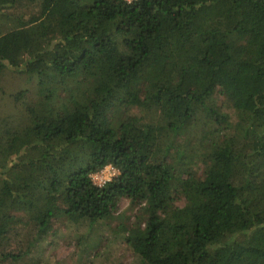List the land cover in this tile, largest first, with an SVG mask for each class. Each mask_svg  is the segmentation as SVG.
I'll use <instances>...</instances> for the list:
<instances>
[{
	"label": "trees",
	"instance_id": "obj_1",
	"mask_svg": "<svg viewBox=\"0 0 264 264\" xmlns=\"http://www.w3.org/2000/svg\"><path fill=\"white\" fill-rule=\"evenodd\" d=\"M196 38L175 80L137 79ZM7 67L36 90L0 136V264H42L53 222L91 229L122 197L137 264H264V0H0Z\"/></svg>",
	"mask_w": 264,
	"mask_h": 264
},
{
	"label": "rangeland",
	"instance_id": "obj_2",
	"mask_svg": "<svg viewBox=\"0 0 264 264\" xmlns=\"http://www.w3.org/2000/svg\"><path fill=\"white\" fill-rule=\"evenodd\" d=\"M213 19L215 18L213 17ZM223 21L224 25L230 23L229 20ZM212 27H214L213 23ZM205 48L206 43L199 38H196L192 45L175 46L172 59L164 62L163 60L154 62L150 59L147 62V67L139 72L137 79L141 80L155 74L154 77L161 80L164 78L166 82L173 81L181 69L183 59L185 57H200ZM185 63L187 66L189 65L191 75H197L198 72L204 71L201 66L198 68L193 61ZM160 70L165 72L163 76V73L159 74ZM20 90H23L25 95L15 104L13 94ZM35 90L34 77L9 67L4 70L0 80V136L7 130H16L21 127L25 116L24 108L20 102L30 99ZM206 102L224 116L232 117L233 99L230 95L222 94L216 90L207 98ZM202 168L201 165L194 166L196 177H203ZM108 169L109 166H106V172L112 173ZM179 205L184 206V203L179 202ZM138 208V206H131L129 200L122 197L118 200L113 215L93 225L91 229L84 228V223L73 227L56 220L41 243L42 264H137L136 255L125 243L123 234H118L117 227L122 223L134 224ZM78 238H82L79 243Z\"/></svg>",
	"mask_w": 264,
	"mask_h": 264
},
{
	"label": "built area",
	"instance_id": "obj_3",
	"mask_svg": "<svg viewBox=\"0 0 264 264\" xmlns=\"http://www.w3.org/2000/svg\"><path fill=\"white\" fill-rule=\"evenodd\" d=\"M126 1L131 2L132 0H126ZM105 167L100 171L91 175L93 183H95L98 186H102L105 182L109 181L115 173V169L112 168L111 166H109L108 171L110 170L112 173L106 172L107 170H105Z\"/></svg>",
	"mask_w": 264,
	"mask_h": 264
}]
</instances>
